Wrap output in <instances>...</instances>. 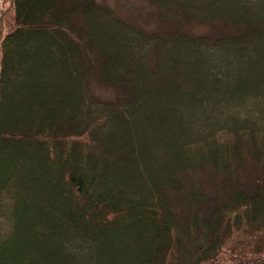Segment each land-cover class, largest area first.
<instances>
[{
	"label": "trees",
	"instance_id": "trees-1",
	"mask_svg": "<svg viewBox=\"0 0 264 264\" xmlns=\"http://www.w3.org/2000/svg\"><path fill=\"white\" fill-rule=\"evenodd\" d=\"M149 2L4 0L0 264H264V0Z\"/></svg>",
	"mask_w": 264,
	"mask_h": 264
},
{
	"label": "rangeland",
	"instance_id": "rangeland-1",
	"mask_svg": "<svg viewBox=\"0 0 264 264\" xmlns=\"http://www.w3.org/2000/svg\"><path fill=\"white\" fill-rule=\"evenodd\" d=\"M103 2L110 3L116 9L127 16L134 17L139 22H142L148 26H156L159 24L174 25L175 20L172 18L165 19L161 22L157 16L153 15L152 6L149 0H100ZM209 26V25H208ZM206 24L188 22L184 24V28L188 30H195L198 32L207 31L210 29ZM212 28V27H211ZM262 64L264 61H257ZM257 68V73L264 75V66ZM92 90H94L99 96L108 98L111 97L114 93V88L109 85L100 84L96 81L92 82Z\"/></svg>",
	"mask_w": 264,
	"mask_h": 264
},
{
	"label": "built area",
	"instance_id": "built-area-1",
	"mask_svg": "<svg viewBox=\"0 0 264 264\" xmlns=\"http://www.w3.org/2000/svg\"><path fill=\"white\" fill-rule=\"evenodd\" d=\"M3 5H4V0H0V13H1V10L3 8Z\"/></svg>",
	"mask_w": 264,
	"mask_h": 264
}]
</instances>
